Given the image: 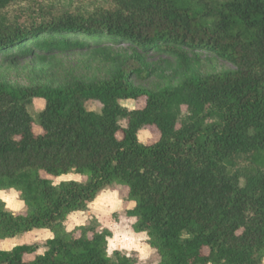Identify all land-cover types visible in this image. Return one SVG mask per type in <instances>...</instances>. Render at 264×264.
<instances>
[{
  "label": "trees",
  "instance_id": "1",
  "mask_svg": "<svg viewBox=\"0 0 264 264\" xmlns=\"http://www.w3.org/2000/svg\"><path fill=\"white\" fill-rule=\"evenodd\" d=\"M19 2L29 9L8 16ZM120 44L132 55L113 52ZM75 53L107 72L52 76ZM202 55L233 69L205 73ZM27 58L42 74L31 85L0 78V191H17L27 208L15 214L0 200V243L37 230L53 238L43 255L37 245L0 249V264H139L109 254V230L80 227L76 238L65 228L115 185L128 189L127 215L160 264L263 263L264 0H104L92 13L0 0V59ZM37 99L46 105L35 120ZM130 100L145 106H122ZM149 127L161 134L152 145L139 140ZM42 174L86 180L56 185Z\"/></svg>",
  "mask_w": 264,
  "mask_h": 264
},
{
  "label": "rangeland",
  "instance_id": "2",
  "mask_svg": "<svg viewBox=\"0 0 264 264\" xmlns=\"http://www.w3.org/2000/svg\"><path fill=\"white\" fill-rule=\"evenodd\" d=\"M47 11H70L77 13H92L104 5V0H37ZM27 2H19L12 6L7 11L8 16L13 17L21 12L29 9ZM110 46V45H109ZM113 52L131 56L132 51L128 44H120V46H112ZM203 54V53H201ZM203 72L205 73H220L226 70H232L233 66L221 60L204 58ZM162 56L158 54H150L148 61L151 63L160 62ZM107 72V66L103 62H93L88 55L84 53H75L58 58V67L52 76L57 79H65L71 76L87 77L103 76ZM40 68L36 66L31 59L21 61L17 66H12L9 63L3 62L0 59V78H6L12 85L29 86L38 77L40 78ZM54 78V77H53ZM50 80L51 77H49ZM137 86H143L147 89H155L161 85V82L156 79L150 80H135ZM122 106L131 110L143 108L145 100L138 102L130 100L121 102ZM46 102L41 99L34 101L30 108V112L35 120L44 110ZM89 111L101 113L102 105L95 101H90L86 104ZM183 114H188L187 108H183ZM122 127H126V122H121ZM35 132L41 133L38 125H35ZM122 138V134H119ZM161 139L160 132L149 127L139 133V140L144 144H155ZM46 179L51 180L54 184H59L63 181H78L83 182L86 178L79 175H67L60 178H52L46 174H42ZM17 192V191H14ZM3 193V192H0ZM18 193V192H17ZM3 193L0 195L6 202L7 208L15 214H25L27 208L21 201L19 193ZM129 191L126 187L115 185L102 192L97 199L89 206L86 212L72 214L65 228L68 233H72L74 237L82 236L80 227L92 228L97 231L109 230L112 233L108 240L109 254L112 256L115 251H120L124 255L135 258L139 264H160L161 258L159 254L149 245V238L145 233H137L134 230L136 219L127 215L129 210L135 207V203L128 198ZM53 238V234L49 231H38L31 234L20 235L12 243L3 245L6 249H11L19 245H37L39 250L37 255H43L46 252V243ZM12 241V240H10ZM2 247V248H3ZM34 256H27L26 259H34ZM264 264V261L263 263Z\"/></svg>",
  "mask_w": 264,
  "mask_h": 264
},
{
  "label": "crops",
  "instance_id": "3",
  "mask_svg": "<svg viewBox=\"0 0 264 264\" xmlns=\"http://www.w3.org/2000/svg\"><path fill=\"white\" fill-rule=\"evenodd\" d=\"M15 190H10V191H0V192H3V193H8V192H12V193H17V192H14ZM3 193H0V195H2ZM18 194V193H17ZM0 200H2L3 202H5V200H3V198L0 196ZM5 204H6V202H5ZM75 214H77V213H75ZM74 215V214H73ZM38 231H46V230H37V231H34V232H38ZM34 232H31V233H34ZM31 233H28V234H31ZM10 240H12V241H10ZM15 241V239L13 238V239H8V240H6V241H3V242H1L0 243V249L1 250H4V251H10V250H12L14 247H16V246H14V247H12L11 249H6V248H4L3 247V245H6L7 243H12V242H14ZM20 246V245H19ZM3 247V248H2Z\"/></svg>",
  "mask_w": 264,
  "mask_h": 264
}]
</instances>
